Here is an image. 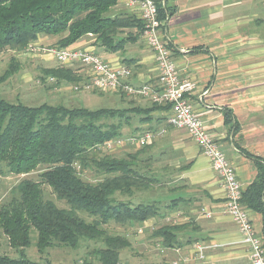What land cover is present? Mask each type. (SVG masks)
I'll use <instances>...</instances> for the list:
<instances>
[{"label": "trees", "instance_id": "trees-1", "mask_svg": "<svg viewBox=\"0 0 264 264\" xmlns=\"http://www.w3.org/2000/svg\"><path fill=\"white\" fill-rule=\"evenodd\" d=\"M124 1L127 0H0V54L7 49L25 50L42 36L59 37L55 47L58 49L72 47L84 37L94 36L96 44L108 52L123 51L129 40L118 38L120 33L136 29L131 39L134 42L144 32L141 18L110 14ZM157 5L159 18L166 21L172 10L163 5V0H157ZM19 71V61L11 58L8 68L0 75V86ZM45 75L56 80V85L86 81L84 75L64 65L50 69ZM156 110L166 115L168 107L152 104L147 109L90 110L47 103L28 106L0 98V165L17 176L45 169L39 175V182L22 181L16 187L15 197L0 205V264H52L34 262L24 255L32 244L33 230L37 233L40 254L54 246L78 249L82 240H91L104 246L92 252L102 264H120L121 251L130 248L131 243L124 237L110 235L104 227L112 222L145 223L159 217L160 208L155 202L135 204L117 197L133 198L137 192L150 189L160 181L148 171L143 172V168H149L147 163L144 167L141 165L149 161L140 159L144 150L118 158L100 151L98 146L120 138L133 116L142 115L140 122L151 121L148 114ZM166 120L158 121L160 124ZM225 120L226 124L233 121L229 113ZM88 169L98 176L97 182L83 179L82 174ZM43 185L58 200L66 202L69 209L59 208L45 199ZM242 203L264 215V165L258 164L257 178L243 192ZM79 212L90 214L95 217L94 221L86 222L79 217ZM181 227L164 226L155 236L163 240L164 247L176 248L179 245L176 233ZM3 238L9 248L21 252L20 258L2 253Z\"/></svg>", "mask_w": 264, "mask_h": 264}, {"label": "crops", "instance_id": "crops-1", "mask_svg": "<svg viewBox=\"0 0 264 264\" xmlns=\"http://www.w3.org/2000/svg\"><path fill=\"white\" fill-rule=\"evenodd\" d=\"M163 5L172 10L162 32L179 75L196 84L191 96L194 111L235 168L244 192L256 180L258 164L264 165V0H163ZM111 15L140 18L139 10L127 1L113 8ZM136 32H122L120 39L129 41L117 53L96 44L94 36L84 37L73 47L92 48L114 66L130 67L133 74L129 82L133 85L155 84V56L143 35L131 42V35ZM79 66L75 65L74 70L84 79L90 78L88 69ZM124 105L123 109H147L152 103L145 98L129 97ZM226 113L233 119L229 124ZM148 116L152 120L138 126L144 134L156 133L158 120L167 117L158 110ZM168 127L171 130L162 134L159 131L156 136L166 135L168 142L160 154L169 149L176 155L171 163L172 186H160L161 179L155 175L160 181L157 190L167 195L145 202L162 203V209L159 217L139 224L138 232L158 231L168 225V216H176L175 225L182 227L176 233V248H166L161 238L155 239L160 247L154 257L156 263L252 264L249 248L233 219L225 213V191L210 160L185 130ZM249 211L257 234L264 239L263 213ZM197 244L211 246L204 259L195 253Z\"/></svg>", "mask_w": 264, "mask_h": 264}, {"label": "rangeland", "instance_id": "rangeland-1", "mask_svg": "<svg viewBox=\"0 0 264 264\" xmlns=\"http://www.w3.org/2000/svg\"><path fill=\"white\" fill-rule=\"evenodd\" d=\"M112 13L113 11L110 14ZM121 35L123 34L120 33L118 38L122 37ZM131 36L134 37V35ZM41 39L43 40L40 42ZM44 39L47 40V42H45ZM59 39V37L42 36L38 41L30 43L25 50L7 49L1 53L0 75L8 68L11 58H16L17 61H19L20 71L9 81L0 86V98L12 103L22 102L28 106H40L47 103L49 105H63L68 108H87L90 110L123 109L122 107H125L124 102L129 100V97L125 94V96L118 94L117 97H115L108 93H98L95 90L91 92H79L76 91L75 88L77 85L79 86L81 84L72 85L62 83L56 85V80L50 81V78L47 77L45 73L61 65L48 51L55 48L57 45V43L51 44V42L53 40L58 42ZM75 65L76 67L79 66V64H72V66H74L73 69ZM80 69L81 66H79V70ZM121 103L123 106H121ZM141 117L142 115L133 116L130 126H126L122 130L121 137L109 141L113 143V149L102 151L106 154L111 153L114 157L124 158L129 153H136L144 150L140 155V159L149 161L141 165L144 167L147 163L149 168H143V172L145 173V171H148V174L154 176L158 175V178H160L162 182L160 186L170 188L172 186L171 179L173 177L171 163L175 160L176 155L174 156V153H171L169 149L160 154V150L164 149V146L168 144V142L166 135L165 137L162 135V137H157L156 135L159 131H169L171 129L166 123H160L159 128L155 130L156 133L152 130L154 135L152 143L139 146L136 144V141L145 136V131L138 128V126L142 124V122H140ZM106 122L115 123L113 120H106ZM44 171V168H39L29 175L17 176L9 173L4 165H0V205L11 201V199L15 197L14 193L16 187L22 181L39 182V175ZM162 173L166 174L161 175ZM82 177L91 182H97L98 180V176L90 169L84 170ZM158 186L159 185L156 184L150 189L141 190L137 192L133 198L126 195H118L117 198L124 201L131 200L135 204L139 202L145 203L155 199L161 200L167 193L159 192V190H157ZM42 189L45 199L53 201L59 208L69 209L66 202L58 200L47 185H43ZM156 205L162 209V203ZM78 215L88 223H92L95 219V217L86 212H79ZM176 219V216L165 217L168 225H175ZM138 227L139 224L135 223L131 225H119L113 222L104 227L110 235L124 237L131 243L130 248L121 251L120 264H145L156 263L157 261L154 257L157 254V249L160 247H158V243L155 244L156 231L145 229L144 233L141 234L138 232ZM31 238V246L24 251L26 258L31 261L38 263L50 262L52 264H102L98 258L92 254L94 250L104 247L103 244L98 241L82 240L78 249H72L66 246H54L45 251L44 254H40L36 246L37 233L34 230L31 232ZM2 243V253L11 258L21 257V252L9 248L8 242L4 238ZM144 245L147 248L146 250L144 249ZM147 252L150 253L147 254Z\"/></svg>", "mask_w": 264, "mask_h": 264}, {"label": "built area", "instance_id": "built-area-1", "mask_svg": "<svg viewBox=\"0 0 264 264\" xmlns=\"http://www.w3.org/2000/svg\"><path fill=\"white\" fill-rule=\"evenodd\" d=\"M130 7L139 10L144 24L143 38L153 52L157 66V82L133 85L129 82L132 70L127 66H114L105 61L92 48L69 47L53 48L48 52L61 65L79 64L88 69L90 78L77 85L79 92L93 90L103 93L125 94L132 98H145L152 104L168 107L166 123L174 129L185 130L207 157L225 191V213L235 222L243 243L249 248L252 264H264V239L259 237L250 217V211L242 203L243 190L235 168L229 162L219 144L206 128L204 121L195 113L191 96L196 88L195 82L182 79L172 58L169 42L162 29L166 21L159 18L157 0H127ZM50 81L54 79L50 78ZM161 131L160 133H164ZM159 133V134H160ZM154 135L147 133L137 140L139 146L150 144ZM100 151L112 150L113 143L98 146ZM211 246L197 244L195 253L204 259L206 249Z\"/></svg>", "mask_w": 264, "mask_h": 264}]
</instances>
